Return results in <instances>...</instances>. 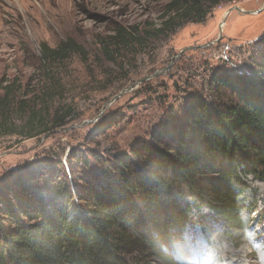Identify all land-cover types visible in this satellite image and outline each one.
<instances>
[{"label":"rangeland","instance_id":"1","mask_svg":"<svg viewBox=\"0 0 264 264\" xmlns=\"http://www.w3.org/2000/svg\"><path fill=\"white\" fill-rule=\"evenodd\" d=\"M172 1L0 0V95L14 83L9 118L20 130L0 126V192L9 207L16 211L22 193L59 175L82 189L107 172L118 177L122 160L136 164L148 145L191 130L201 106L241 102L239 84L264 71V0L221 3L205 21L164 35ZM69 40L64 59L41 60L43 43ZM247 182L241 198L255 207L241 209V224L224 227L207 205L194 210L180 263L264 264V181Z\"/></svg>","mask_w":264,"mask_h":264},{"label":"trees","instance_id":"2","mask_svg":"<svg viewBox=\"0 0 264 264\" xmlns=\"http://www.w3.org/2000/svg\"><path fill=\"white\" fill-rule=\"evenodd\" d=\"M231 1L173 0L160 30L169 35L188 22H203L216 6ZM72 43L56 48L43 43L41 60L64 59ZM239 90L240 103L201 106L192 129L180 127L176 142L174 137L148 145L136 164L122 160L118 177L107 172L82 189L59 175L22 193L16 211L0 192L8 214V226L0 228V264H182L178 244L195 221V209L207 205L217 223L241 224V209L247 206L249 215L255 207L241 198L248 178L264 181V71ZM14 92L10 83L0 95V126L18 134L9 118L17 103Z\"/></svg>","mask_w":264,"mask_h":264},{"label":"water","instance_id":"3","mask_svg":"<svg viewBox=\"0 0 264 264\" xmlns=\"http://www.w3.org/2000/svg\"><path fill=\"white\" fill-rule=\"evenodd\" d=\"M237 10H239V11H241V8H239V7H235Z\"/></svg>","mask_w":264,"mask_h":264}]
</instances>
